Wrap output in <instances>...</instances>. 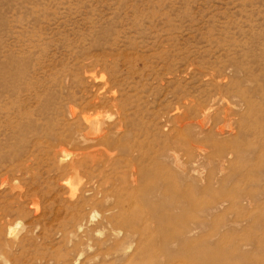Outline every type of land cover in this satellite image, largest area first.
I'll list each match as a JSON object with an SVG mask.
<instances>
[{"label":"rangeland","instance_id":"1","mask_svg":"<svg viewBox=\"0 0 264 264\" xmlns=\"http://www.w3.org/2000/svg\"><path fill=\"white\" fill-rule=\"evenodd\" d=\"M0 264H264V0H0Z\"/></svg>","mask_w":264,"mask_h":264},{"label":"bare ground","instance_id":"2","mask_svg":"<svg viewBox=\"0 0 264 264\" xmlns=\"http://www.w3.org/2000/svg\"><path fill=\"white\" fill-rule=\"evenodd\" d=\"M189 232H190V231H189ZM180 251H181V250H180ZM144 255H145V254H144ZM147 256H148V255H147ZM148 257H149V256H148ZM145 258H146V256H145ZM145 258H144V259H145ZM151 258H152V257H151ZM144 259H143V260H144Z\"/></svg>","mask_w":264,"mask_h":264}]
</instances>
